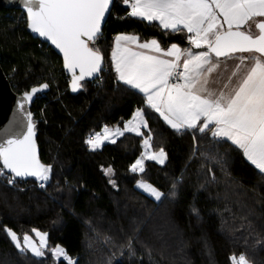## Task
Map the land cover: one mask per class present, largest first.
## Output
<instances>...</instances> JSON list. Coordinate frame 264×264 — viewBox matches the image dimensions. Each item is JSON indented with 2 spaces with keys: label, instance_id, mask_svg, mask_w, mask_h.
Listing matches in <instances>:
<instances>
[{
  "label": "trees",
  "instance_id": "trees-1",
  "mask_svg": "<svg viewBox=\"0 0 264 264\" xmlns=\"http://www.w3.org/2000/svg\"><path fill=\"white\" fill-rule=\"evenodd\" d=\"M126 11L114 0L105 38L97 45L107 68L99 74L102 83L91 80L73 93L60 58L26 31L24 13L0 6V66L12 90L21 94L49 85L30 111L40 158L53 166L46 189L34 179L19 180V187L0 182V264H66L50 254L20 255L6 227L20 236L33 228L47 232L48 247L60 244L79 264H231L229 257L240 252L252 264H264V246L256 243L264 240V176L230 142L216 146L225 163L212 168L214 182L203 158L190 159L192 134H177L152 110L146 115L152 146L165 149V165L146 161L143 173L130 171L142 152L143 137L134 133L104 142L95 151L85 144L105 125L122 126L137 107H144L141 94L115 83L110 54L116 34H134L140 41L155 38L165 49L172 43L188 45L185 34L166 33L156 22L119 19ZM199 142L201 151L207 150L209 139ZM108 166L114 169L115 187L102 170ZM181 176L176 197L162 202L136 186L143 180L167 192ZM105 237L111 240L105 243ZM130 238L134 255L126 247Z\"/></svg>",
  "mask_w": 264,
  "mask_h": 264
},
{
  "label": "snow or ice",
  "instance_id": "snow-or-ice-1",
  "mask_svg": "<svg viewBox=\"0 0 264 264\" xmlns=\"http://www.w3.org/2000/svg\"><path fill=\"white\" fill-rule=\"evenodd\" d=\"M120 2L127 11L119 19L156 22L166 33L185 34L189 47L172 43L165 49L155 38L140 42L134 34L113 37L110 64L115 83L118 88L141 94L144 107H137L122 128L105 125L102 132L90 135L84 141L89 149L95 151L105 141L115 143V138L126 132L135 133L143 137L144 151L130 165V171L143 173L145 161L165 165V149L153 150L152 146L153 134L146 119L147 110H152L177 134H192L190 159L199 155L210 165L206 173L211 181H215L212 168L225 163L216 146L228 142L264 176V0ZM113 4L114 0H20L27 29L62 54L73 93L91 80L103 81L99 74L105 70V55L97 45L105 38L104 25ZM231 60L237 62L224 78ZM48 88L42 83L24 91L16 100L18 115L14 114L0 131V177L9 185L31 177L46 189L51 180L53 166L39 157L37 125L27 108L36 93ZM200 139H209L207 150L201 151ZM102 170L115 187L116 181L111 178L114 169L108 166ZM182 180V176L176 177L167 192L143 180H138L137 186L162 202L176 197ZM5 231L20 255L44 258L48 252L57 260L63 258L66 264H79L60 244L49 248L47 232L31 229L37 243L27 232L21 237L11 228ZM109 240L105 237V243ZM244 241L247 244V237ZM256 243L264 246V240ZM126 247L135 254L131 238ZM229 260L231 264H252L244 252L233 253Z\"/></svg>",
  "mask_w": 264,
  "mask_h": 264
},
{
  "label": "water",
  "instance_id": "water-1",
  "mask_svg": "<svg viewBox=\"0 0 264 264\" xmlns=\"http://www.w3.org/2000/svg\"><path fill=\"white\" fill-rule=\"evenodd\" d=\"M0 6L3 8H6V9H18V10L22 11V7L20 5V0H0ZM26 31L28 32V34H30V36H32L33 38H36L39 41L47 44L51 48V50H53V52L61 60L62 69H63L64 73L70 78L67 71L63 68V58H62V54L59 53V50L55 49V46L51 45V43L49 41H46V40H44V38H40L36 34L31 33V31L29 29H27V27H26ZM38 86L39 85L34 86V87H38ZM47 90L48 89L42 90L41 92H38L34 95L33 100L31 102H29L27 105L28 110H30V107H31L32 103L34 102V100L36 99V97L40 93L47 92ZM21 95H22V93L17 94L12 90L10 83H9V80H8L7 76L4 74V72L0 66V131H2L9 124V121L13 120L14 114L18 115V113H15L16 100ZM36 141H37V139H36ZM37 147H38V143H37ZM38 154H39V147H38ZM39 157H40V154H39ZM28 179H35V178L29 177V178H26L25 180H28Z\"/></svg>",
  "mask_w": 264,
  "mask_h": 264
},
{
  "label": "rangeland",
  "instance_id": "rangeland-1",
  "mask_svg": "<svg viewBox=\"0 0 264 264\" xmlns=\"http://www.w3.org/2000/svg\"><path fill=\"white\" fill-rule=\"evenodd\" d=\"M188 46H189V45H187V47H188ZM119 127L122 128L123 125H122V126H119ZM142 131H144V129H142ZM134 134H135V133H134ZM105 142H109V141H105ZM141 145H142V144H141ZM142 151H144L143 147H142ZM139 156H140V155H139ZM139 156H138V157H139ZM138 157H137V158H138ZM137 158H136V159H137ZM134 162H135V161H134ZM134 162H133V163H134ZM145 162H146V161H145ZM154 162H155V161H154ZM0 182H3V183H5L6 185H8V186H12V187H19V186H20L19 181H17V183H16L15 185H9V184H7V180H6L4 177L0 178ZM136 186H137V184H136ZM137 187H138V186H137ZM138 189H140L142 192H144L143 189H141V188H139V187H138ZM144 193L147 194L146 192H144ZM147 195H148V194H147ZM148 196H149V195H148ZM151 198H152V197H151ZM152 199H154V198H152ZM39 231H40V230H39ZM41 232H43V231H41ZM29 235H32V236H33V239L36 240L37 243H39L38 238L35 237V234H34V233L31 232ZM21 237H22V236H21ZM46 254L48 255V254H50V253L46 252ZM50 255H51V254H50ZM54 259H55V258H54ZM60 259H63V258H60ZM55 260H57V259H55Z\"/></svg>",
  "mask_w": 264,
  "mask_h": 264
},
{
  "label": "crops",
  "instance_id": "crops-1",
  "mask_svg": "<svg viewBox=\"0 0 264 264\" xmlns=\"http://www.w3.org/2000/svg\"><path fill=\"white\" fill-rule=\"evenodd\" d=\"M254 30V29H253ZM126 34V33H125ZM137 36V35H136ZM140 42H143V41H140ZM177 44V43H176ZM179 45V44H178ZM180 47L181 48H185V47H183V46H181L180 45ZM187 47V46H186ZM189 47V46H188ZM237 61H235V60H231V61H229L228 62V67H229V71H227V72H225L224 73V78H226L227 77V75H229L230 74V71H231V69L234 67V64L236 63ZM104 128V127H103ZM102 128V129H103Z\"/></svg>",
  "mask_w": 264,
  "mask_h": 264
},
{
  "label": "built area",
  "instance_id": "built-area-1",
  "mask_svg": "<svg viewBox=\"0 0 264 264\" xmlns=\"http://www.w3.org/2000/svg\"><path fill=\"white\" fill-rule=\"evenodd\" d=\"M21 11V10H20ZM22 12V11H21ZM25 15V14H24ZM25 19V18H24ZM41 42V41H40ZM42 43V42H41ZM39 46H40V43H39ZM105 68V70L104 71H106L107 70V68L106 67H104ZM68 77V76H67ZM41 94H44V93H41ZM98 132H102V129L100 130V131H98ZM94 135V134H93ZM0 178H2V177H0ZM17 181H19V179L17 180ZM24 181H26V180H24ZM34 181H35V179H34ZM36 182V181H35ZM36 184H37V186L39 187V185H38V182H36Z\"/></svg>",
  "mask_w": 264,
  "mask_h": 264
}]
</instances>
